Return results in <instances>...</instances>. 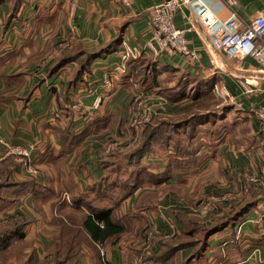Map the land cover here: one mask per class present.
Instances as JSON below:
<instances>
[{
    "label": "crops",
    "instance_id": "crops-1",
    "mask_svg": "<svg viewBox=\"0 0 264 264\" xmlns=\"http://www.w3.org/2000/svg\"><path fill=\"white\" fill-rule=\"evenodd\" d=\"M129 1L0 0V167L11 164V181L23 191L0 207V221L17 216L29 222L24 239L12 240L8 250L28 244L30 264H43L55 242L54 220L70 210L78 189L106 176L103 162L137 148L157 119L187 116L199 103L217 100L219 131L203 132L196 164L168 174L175 149L156 147L144 159L155 179L144 180L111 216H131L132 232L107 242L98 259L84 249L76 264H264V199L258 193L262 202L234 228L210 237L203 258L192 260L194 246H170L184 232L183 217L211 226L264 191L250 183L264 164V123L256 114L264 107V68L253 57L228 56L187 5L174 22L187 30L198 59L154 56L144 47L153 37L152 9L164 0ZM211 1L220 18L230 16L229 8ZM237 11L247 25L264 14V1L238 0ZM128 50L137 59H124ZM178 80L190 85V93L196 83L211 86L201 97H181L174 94ZM226 103L234 109L222 115ZM14 146L34 147L31 158H6ZM202 199L217 204L204 216L194 208ZM4 254L0 250V264H6Z\"/></svg>",
    "mask_w": 264,
    "mask_h": 264
},
{
    "label": "trees",
    "instance_id": "trees-1",
    "mask_svg": "<svg viewBox=\"0 0 264 264\" xmlns=\"http://www.w3.org/2000/svg\"><path fill=\"white\" fill-rule=\"evenodd\" d=\"M106 52L108 51H101L99 54L103 55ZM135 59L137 58L131 57L128 62ZM177 82L174 94L181 97H201L211 86L205 82H199L191 86L193 93H190V85L187 82H182V80ZM218 104L217 100L213 102L210 100L207 103H199L196 111L190 115L169 117L161 121L157 119L146 127L137 148L129 152L115 153L114 160L103 162V166L107 169L106 176L83 189H78V193L73 197L70 210L54 220H57L53 224L55 242L51 251L44 257L43 264H76L75 256L87 248L94 251L98 259L101 254L100 248L107 245V242H119L125 235L130 234L133 230L131 216L125 215L123 221L122 219L113 220L111 216L114 210L119 211L122 201L132 194L142 182H145L144 180L155 179L156 176H152L144 164L145 157L156 147L166 149L172 146L175 149V156L170 161L168 174L181 168L194 166L198 159V151L202 147L203 132L212 131L215 134L219 131V128L214 129L216 119L220 117L216 109ZM208 108H210L209 112L205 113L204 111H208ZM221 108L222 115L234 109L228 104L222 105ZM203 125L207 127L203 130L199 129ZM223 128L228 130L226 124ZM9 157L14 156L8 155L6 158ZM10 173L11 164L4 163L0 167V207L13 203V199L23 192L18 189V184L11 181ZM257 193L264 199V191L255 192L253 198L243 203L226 219L211 226H204L196 217H183L184 232L178 241L170 246H194L192 260L203 258L210 237L225 228H234L242 217L262 202L258 200ZM27 225H29L28 221H21L17 216H12L10 219L2 218L0 221V250L5 253L6 264L31 263L33 249L29 248L28 244H20L8 250L12 240L21 242L24 239Z\"/></svg>",
    "mask_w": 264,
    "mask_h": 264
},
{
    "label": "built area",
    "instance_id": "built-area-1",
    "mask_svg": "<svg viewBox=\"0 0 264 264\" xmlns=\"http://www.w3.org/2000/svg\"><path fill=\"white\" fill-rule=\"evenodd\" d=\"M126 6L130 5L129 0H121ZM230 9L231 13L227 19L219 17L217 11L210 5L211 0H164L155 6L151 12L152 39L144 47L145 51L154 56H160L163 53H175L186 57L188 61L195 62L198 59L196 51L191 49L186 38V29L178 28L175 25L174 18L177 11L184 5L194 6V13L198 21L212 37L215 44L228 55L232 57L255 58L264 68V14L259 15L253 22L243 25L239 19L237 11L238 0H216ZM264 1V0H263ZM133 56L132 51L124 52V59ZM246 90L250 93L251 87L246 85ZM217 94L225 97L217 90ZM101 99L95 102L99 107ZM258 118L264 123V107L257 109ZM149 118L146 112L145 120ZM34 151V147L25 149L19 146L9 147L7 155H13L18 160H29ZM30 172L37 174L38 170L28 166ZM250 182L264 189V164L260 173L250 177ZM200 214L207 212V206H200ZM197 212V211H196ZM175 231L173 230V233ZM171 233L168 237L173 236ZM104 256V253H102Z\"/></svg>",
    "mask_w": 264,
    "mask_h": 264
},
{
    "label": "rangeland",
    "instance_id": "rangeland-1",
    "mask_svg": "<svg viewBox=\"0 0 264 264\" xmlns=\"http://www.w3.org/2000/svg\"><path fill=\"white\" fill-rule=\"evenodd\" d=\"M222 102H224L225 103V101L224 100H221ZM226 104H229V103H226ZM15 157V156H14ZM17 160H18V158L17 157H15ZM19 161V160H18ZM251 183V182H250ZM256 186V185H255ZM258 186V185H257ZM256 186V187H257ZM252 187V186H251ZM249 188V187H248ZM245 189H247L246 188V186H245ZM67 197V196H66ZM215 205H217L215 202H209L208 201V199H202V200H200V201H198L195 205H194V208H196L197 209V213H195V214H198V215H205L204 213L203 214H200V212H199V210L201 209V207L200 206H207L208 207V209H210V208H212V207H214ZM208 209H207V211H208Z\"/></svg>",
    "mask_w": 264,
    "mask_h": 264
},
{
    "label": "water",
    "instance_id": "water-1",
    "mask_svg": "<svg viewBox=\"0 0 264 264\" xmlns=\"http://www.w3.org/2000/svg\"><path fill=\"white\" fill-rule=\"evenodd\" d=\"M264 198V197H263Z\"/></svg>",
    "mask_w": 264,
    "mask_h": 264
}]
</instances>
